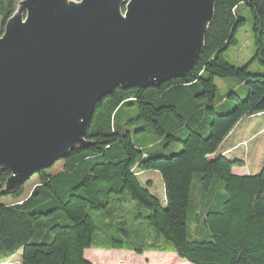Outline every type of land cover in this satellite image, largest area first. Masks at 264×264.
I'll return each instance as SVG.
<instances>
[{"label": "trees", "instance_id": "16d2710c", "mask_svg": "<svg viewBox=\"0 0 264 264\" xmlns=\"http://www.w3.org/2000/svg\"><path fill=\"white\" fill-rule=\"evenodd\" d=\"M20 2L0 0V38ZM241 5L250 11L253 60L264 68V0H217L203 49L186 77L157 88H117L104 97L86 133L89 146L69 151L56 161L58 168L55 162L40 170L26 198L23 185L5 195L10 174L0 172V196L14 199L0 203V257L21 250L20 264H91L84 252L102 249L174 254L187 264H264V166L257 175L233 174L243 161L220 150L240 120L264 114V73L234 67L220 55L236 43ZM214 78L238 82L245 97L230 92L217 101ZM129 107L137 110L131 122L147 125L135 132L161 141L162 148L179 143L181 151L165 157L136 148L130 121L120 122ZM144 171L160 174L165 207L141 186ZM129 201L148 211L133 223L147 221L157 234L153 242L136 245L125 223L112 222L113 212L121 213ZM90 212L112 218L104 228L123 239L111 237L98 248L96 236L103 232Z\"/></svg>", "mask_w": 264, "mask_h": 264}, {"label": "water", "instance_id": "95a60500", "mask_svg": "<svg viewBox=\"0 0 264 264\" xmlns=\"http://www.w3.org/2000/svg\"><path fill=\"white\" fill-rule=\"evenodd\" d=\"M217 0H23L0 38V172L12 194L88 147L95 106L115 89L186 77ZM122 7L124 11L122 12Z\"/></svg>", "mask_w": 264, "mask_h": 264}, {"label": "rangeland", "instance_id": "374dc122", "mask_svg": "<svg viewBox=\"0 0 264 264\" xmlns=\"http://www.w3.org/2000/svg\"><path fill=\"white\" fill-rule=\"evenodd\" d=\"M22 1L23 0H21V2ZM68 3L77 4L75 1H68ZM123 11L124 8L122 7V12ZM19 14L22 22H24L26 14L17 12L15 15ZM238 15L244 20V22L236 29L233 35L236 43L234 45H228L220 55L226 63L234 67H247L248 71L252 74H263L264 68L259 65L257 61L253 60L255 50L252 37L250 11L244 5H241ZM213 84L217 88V101H221V99L230 92L236 93L241 99L245 97L242 94L244 87L234 80L214 78ZM136 116V108L129 107L125 109L120 119L122 124L130 121L127 124V128L131 133L132 142L136 148L141 149L146 154L152 155L159 153L165 157L177 154L181 151V145L179 143H172L169 146L162 148L161 141L150 139L142 131L135 132L138 128H146L147 126L144 122H131ZM232 132H234V135L230 140L231 143L229 146L234 147L237 143H240V146H237L232 150H227L226 153L232 154H227L226 157L229 160L236 159L241 160L244 163L243 166L233 169V174L238 173L239 175L240 173L244 176L257 175L264 166V114L243 118L234 127ZM219 154L220 151H218V155ZM58 167L59 162H56L55 168ZM138 178L141 186L147 189L152 196L156 197L162 207H165L164 185L160 174L155 171H144L139 174ZM37 183L38 176L35 174L22 186V198H26ZM13 202L14 199L12 197L0 196V203ZM114 206L115 205H110V209H116ZM122 208L121 213H118V211L113 212L114 219L112 222L125 223V228L131 231V237L136 245L153 242L156 239L157 234L147 221L139 220L136 224L133 223V219L138 215H141V217L148 216V211L142 209L140 205L134 201H129ZM90 216L97 227L103 232L96 236L98 248L106 246L111 237L123 239V235L120 232L104 228L103 225L107 224L112 218L94 212H90ZM195 232V225L189 227L188 235L190 239H194ZM122 252L124 254L121 252L105 253L102 249H91L84 252V258L91 264H187L185 261L178 259L174 254L146 253L137 256L133 253L125 254L126 251ZM21 253L22 251L18 250L13 254L0 257V264H20Z\"/></svg>", "mask_w": 264, "mask_h": 264}, {"label": "crops", "instance_id": "0c3cea01", "mask_svg": "<svg viewBox=\"0 0 264 264\" xmlns=\"http://www.w3.org/2000/svg\"><path fill=\"white\" fill-rule=\"evenodd\" d=\"M233 135H234V132H232L231 133V135L227 138V140L223 143V145H222V147H221V151L222 152H225L226 150H232L233 148H236L238 145H240V143H237L236 145H234V147H230L229 146V144L231 143V138L233 137ZM232 154V153H231ZM235 169V168H234ZM236 175H238V173H236ZM239 176H244L243 174H240L239 173ZM103 251H105V253L107 252H109V253H115V252H121V253H123L121 250H111V251H107V250H103ZM124 254V253H123ZM125 254H130V253H126L125 252Z\"/></svg>", "mask_w": 264, "mask_h": 264}, {"label": "bare ground", "instance_id": "6f19581e", "mask_svg": "<svg viewBox=\"0 0 264 264\" xmlns=\"http://www.w3.org/2000/svg\"><path fill=\"white\" fill-rule=\"evenodd\" d=\"M18 8H19V6H18Z\"/></svg>", "mask_w": 264, "mask_h": 264}]
</instances>
